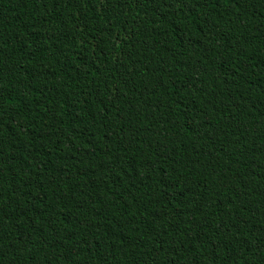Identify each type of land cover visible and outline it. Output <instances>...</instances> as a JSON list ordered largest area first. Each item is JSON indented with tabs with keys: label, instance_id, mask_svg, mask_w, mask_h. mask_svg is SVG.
Returning <instances> with one entry per match:
<instances>
[{
	"label": "trees",
	"instance_id": "1",
	"mask_svg": "<svg viewBox=\"0 0 264 264\" xmlns=\"http://www.w3.org/2000/svg\"><path fill=\"white\" fill-rule=\"evenodd\" d=\"M0 264H264V0H0Z\"/></svg>",
	"mask_w": 264,
	"mask_h": 264
}]
</instances>
